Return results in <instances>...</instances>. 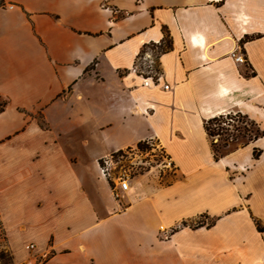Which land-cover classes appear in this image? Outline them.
<instances>
[{
	"label": "crops",
	"instance_id": "0c3cea01",
	"mask_svg": "<svg viewBox=\"0 0 264 264\" xmlns=\"http://www.w3.org/2000/svg\"><path fill=\"white\" fill-rule=\"evenodd\" d=\"M164 32L158 72L138 73ZM0 102L13 264H264V134L215 160L203 129L264 124V0H0ZM145 140L169 182L102 175Z\"/></svg>",
	"mask_w": 264,
	"mask_h": 264
},
{
	"label": "trees",
	"instance_id": "16d2710c",
	"mask_svg": "<svg viewBox=\"0 0 264 264\" xmlns=\"http://www.w3.org/2000/svg\"><path fill=\"white\" fill-rule=\"evenodd\" d=\"M168 47H169L168 35L166 32H164L163 38L159 43L148 42L142 46L140 51H144L147 48H151L154 50L155 59H157L158 54L161 51L167 49ZM137 64L138 62H137V57H136L135 65ZM154 66L155 64L153 65V67ZM154 70L155 72H158L157 66L155 67ZM136 71L140 74H145V75L149 74V73L148 74L141 73L137 69ZM2 106H3V103L0 102V110L2 109ZM235 121L239 122L240 124L243 123V125L239 126V125H235V123H231ZM246 122L254 124V121L252 119L248 118L246 114H241L240 112H236L234 114H231V113L217 114V115L210 116L203 121V129L210 140V149L212 152V156L215 160L227 154L232 149H235L239 146H243L248 141L253 140L264 134V133L259 132L258 129H256L253 133L248 134L247 128L245 126ZM230 127L233 130L237 131V134L230 133ZM239 138H243V139L238 140ZM236 140L238 141L234 144V146L231 149H228V150L224 149L225 147L228 146L229 141H236ZM140 144L141 143H139L137 146H140ZM259 153H260L259 149L257 148L253 149V157L256 158L259 155ZM200 222L202 221H198V223ZM256 224L259 229L262 228V226H260L258 222H256ZM0 233L3 235V232L1 230H0ZM7 254H8V250H7ZM9 254H8V259L10 261V264H12L11 262L12 256ZM0 257H2V255H0Z\"/></svg>",
	"mask_w": 264,
	"mask_h": 264
},
{
	"label": "rangeland",
	"instance_id": "374dc122",
	"mask_svg": "<svg viewBox=\"0 0 264 264\" xmlns=\"http://www.w3.org/2000/svg\"><path fill=\"white\" fill-rule=\"evenodd\" d=\"M155 67L156 65L152 68L151 74H155ZM230 113L234 114L232 112ZM231 123H235V125L239 126L243 125V123L240 124L236 121ZM245 126L247 128L248 134L253 133L256 129H258L259 132L264 133V124H261V122L254 121V124L246 122ZM230 133L237 134V131L233 130L230 127ZM242 139L243 138H239L238 140ZM238 140L229 141L228 146L224 149H231ZM119 159H115L117 163L115 164L113 173H111V175L108 177H113V175L122 168L130 175L143 174L145 172H148L150 175L156 176L160 184L167 183L173 178V169L164 166V156L153 142L146 143L144 141L140 144V146H136L135 150L122 152V156ZM7 250L8 249L5 245L4 236L0 233V255H2V257H0V264H10V261L8 259L9 250L8 254ZM11 262L13 264L12 259Z\"/></svg>",
	"mask_w": 264,
	"mask_h": 264
},
{
	"label": "built area",
	"instance_id": "2783aa9c",
	"mask_svg": "<svg viewBox=\"0 0 264 264\" xmlns=\"http://www.w3.org/2000/svg\"><path fill=\"white\" fill-rule=\"evenodd\" d=\"M231 56L234 58L235 61L243 62V55L241 53L235 54V52H231ZM137 62L138 64L135 65V69L139 70L141 73H149L151 74V70L153 65L156 63L154 50L151 48H147L144 51H139L137 55ZM156 73V72H155ZM165 87H167L165 85ZM146 143H149L150 141H146ZM136 147L125 149L124 151H118L116 153L109 154L105 157H103L99 162L100 172L102 175L108 177L113 173V169L115 168V164L117 161L116 158H120L122 156V152H128V150L132 151L135 150ZM120 160V159H119ZM165 164L164 166L172 168V163L169 159L164 158ZM130 174L126 172L124 169L121 168V170H118L116 174L113 175V177L118 182V185L125 189L127 187V179ZM27 248H32L33 244L26 245Z\"/></svg>",
	"mask_w": 264,
	"mask_h": 264
}]
</instances>
